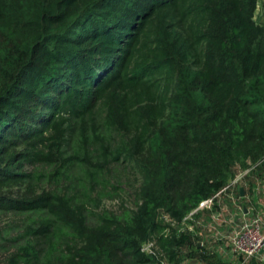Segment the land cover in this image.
I'll use <instances>...</instances> for the list:
<instances>
[{"label": "trees", "instance_id": "1", "mask_svg": "<svg viewBox=\"0 0 264 264\" xmlns=\"http://www.w3.org/2000/svg\"><path fill=\"white\" fill-rule=\"evenodd\" d=\"M256 1L0 0V264H227L182 218L264 166Z\"/></svg>", "mask_w": 264, "mask_h": 264}, {"label": "built area", "instance_id": "2", "mask_svg": "<svg viewBox=\"0 0 264 264\" xmlns=\"http://www.w3.org/2000/svg\"><path fill=\"white\" fill-rule=\"evenodd\" d=\"M262 160L264 161V157ZM254 166L255 164L249 165L248 163L246 168L238 169L240 171L237 174L235 173L233 178L230 179L226 185L210 197L202 200L182 218L183 221L191 222V224L187 225L188 229L196 228L195 233L199 236H203L204 233L207 234L209 231L213 235L211 241L216 243L215 246L209 250L215 252L220 258H222L226 252L229 253L236 260L234 264H246L245 261L248 258L255 256H259L260 259L264 260V208L260 210L257 204H253V208L255 206L253 211L250 210L248 213H243L242 208L249 210L247 207L250 204L247 197L248 193L244 194L243 190V195H238V188L242 187L244 189L247 186L243 177ZM221 196H226L231 202L240 201L242 205L240 206L241 215L239 217H221V208L219 206ZM202 212L207 213L208 219L206 221H203L200 217ZM162 219L170 225L174 223L167 215H162ZM221 224H226L229 229H217L216 227ZM196 243H198V246L203 245L206 247L204 239L200 238ZM141 250L150 256L153 255L154 241L147 240L142 243ZM193 261L194 264H210L202 261Z\"/></svg>", "mask_w": 264, "mask_h": 264}, {"label": "rangeland", "instance_id": "3", "mask_svg": "<svg viewBox=\"0 0 264 264\" xmlns=\"http://www.w3.org/2000/svg\"><path fill=\"white\" fill-rule=\"evenodd\" d=\"M260 3H261V0L256 1L252 18L254 19L256 23L261 24V23H264V15L260 7ZM239 171L240 170H236L235 173L237 174ZM111 173H113L112 177L121 183L120 187L123 189V192L121 191L120 197L122 198L123 206L131 207L132 206V189L130 188L129 185H126L125 182L129 183L133 187L135 186V180H134V176L132 172L129 169H122L120 167H115V170ZM258 173H259L258 177L264 178V166L260 167V170L258 171ZM111 181L113 182L114 180L112 179ZM252 191H253L252 199L251 201L249 200L252 203V205L253 204L259 205L260 203H264V187H261L260 184H258V186L254 187ZM119 204H120L119 197H113V198L105 197L101 200L100 206L101 208H104L107 210L117 211ZM241 205L242 204L240 203V201L231 202L226 196H221V199L219 201V206L221 208V211H220L221 217H223L224 215L239 217L241 215V208H240ZM200 217L203 221H206L208 219L207 213L205 212H202ZM21 223L22 221L21 220L18 221V217L12 214L0 215V226L5 225L4 229H7L9 231L7 232L8 235H15V232L17 231V229H20ZM15 224H19V227L16 229H15L16 226H14ZM204 239H206L205 236H204ZM213 243L215 246L216 243L215 242ZM213 243H210V244H213ZM209 248H213V245H210ZM221 259L224 260L227 264H234V262L231 263V260L234 258L227 252L222 256ZM0 260H1V257H0Z\"/></svg>", "mask_w": 264, "mask_h": 264}, {"label": "crops", "instance_id": "4", "mask_svg": "<svg viewBox=\"0 0 264 264\" xmlns=\"http://www.w3.org/2000/svg\"><path fill=\"white\" fill-rule=\"evenodd\" d=\"M258 184H260L261 187H264V178H262V177H258V178H256V179H255V182H254V184H253V188H252V189H254V187L258 186ZM252 195H253V191H252V193L247 194L248 200L251 201V199H252ZM251 204H252V203L250 202L249 206H247V207L249 208V210H248V209L244 210V209L242 208V212H243V213H248V212H250V210L253 211L254 208H255V206H254V208H253V205H251ZM252 208H253V209H252ZM258 208H259L260 210H261L262 208H264V203H260V204L258 205ZM226 217H227V215H224V216H223V218H226ZM216 228H217V229H220V230H225V229L227 230V229H229V227H227L226 224H221L220 226H217ZM202 231H203V230H202ZM203 232H204V231H203ZM204 236H205L206 239H204ZM212 236H213V235H212L209 231H208L207 234L204 233L203 236L200 235V238H201V239H204V244H205V246L207 247V249H210V248H209L210 245H213V247H214V243L211 241V237H212ZM210 243H213V244H210ZM233 262H236V260H235V259H232V260H231V263H233ZM191 263L194 264V261L192 260ZM245 263H246V264H264V260L260 259L259 256H255V257L248 258V259L245 261Z\"/></svg>", "mask_w": 264, "mask_h": 264}, {"label": "water", "instance_id": "5", "mask_svg": "<svg viewBox=\"0 0 264 264\" xmlns=\"http://www.w3.org/2000/svg\"><path fill=\"white\" fill-rule=\"evenodd\" d=\"M238 195L239 196H242L243 195V188L242 187H239L238 188ZM245 210V209H244ZM196 245H198V243H196Z\"/></svg>", "mask_w": 264, "mask_h": 264}]
</instances>
